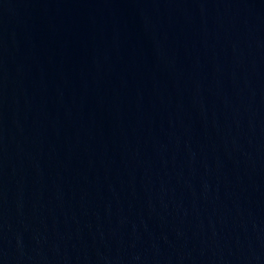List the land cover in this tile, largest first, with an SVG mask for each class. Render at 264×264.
<instances>
[{
    "label": "water",
    "instance_id": "95a60500",
    "mask_svg": "<svg viewBox=\"0 0 264 264\" xmlns=\"http://www.w3.org/2000/svg\"><path fill=\"white\" fill-rule=\"evenodd\" d=\"M0 264H264V0H0Z\"/></svg>",
    "mask_w": 264,
    "mask_h": 264
}]
</instances>
